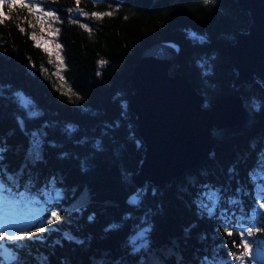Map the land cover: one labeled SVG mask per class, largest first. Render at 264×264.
Returning <instances> with one entry per match:
<instances>
[{
    "label": "trees",
    "instance_id": "1",
    "mask_svg": "<svg viewBox=\"0 0 264 264\" xmlns=\"http://www.w3.org/2000/svg\"><path fill=\"white\" fill-rule=\"evenodd\" d=\"M12 2L0 5V147L6 148L0 153L6 168L0 182L12 198L44 202L43 218L56 210L61 219L45 224L51 231L36 234L43 239L14 247L6 241L18 257L11 264H213L219 257L228 262L232 252L243 251L232 244H240V225L253 228L244 236L249 247L264 248L259 81L237 88L254 112L243 133L218 140L208 158L164 187L149 183L137 207L126 203L133 186L122 180L138 170L144 153L129 106L141 51L158 40L177 41L180 50L169 71L182 72L209 105L233 91L235 70L226 45L247 29L248 12L235 0H36L42 12L24 7L28 0L9 7ZM46 11L59 20L44 16ZM49 24L54 33L60 30L54 35L57 56L40 42L37 47ZM33 32L37 40L30 38ZM69 126L74 131H66ZM33 133L41 134V158L34 162L28 155ZM54 190L61 193L56 201L49 199ZM212 194L219 197L213 215L202 213L200 201ZM225 218L232 237L221 226ZM142 228L150 229L148 247L133 253L127 241ZM29 229L34 230H22Z\"/></svg>",
    "mask_w": 264,
    "mask_h": 264
},
{
    "label": "water",
    "instance_id": "2",
    "mask_svg": "<svg viewBox=\"0 0 264 264\" xmlns=\"http://www.w3.org/2000/svg\"><path fill=\"white\" fill-rule=\"evenodd\" d=\"M249 13L247 29L226 45L235 76L233 91L204 105L205 95L180 71L170 73L180 44L171 39L146 46L132 74L129 106L137 121L144 153L135 172L122 180L143 196L150 184L164 187L208 158L218 140L243 133L254 121L253 109L237 92L242 84L264 85V0H235ZM141 199V198H140Z\"/></svg>",
    "mask_w": 264,
    "mask_h": 264
},
{
    "label": "snow or ice",
    "instance_id": "3",
    "mask_svg": "<svg viewBox=\"0 0 264 264\" xmlns=\"http://www.w3.org/2000/svg\"><path fill=\"white\" fill-rule=\"evenodd\" d=\"M4 0H0V5H3ZM77 3H79V0H77ZM14 6V0L12 3L9 4V7ZM24 7L29 8L31 11L32 8H36L37 12H42L43 10L39 8L38 4L36 3V0H28L27 3L23 4ZM75 11L80 12L82 15H87V13H83V11L79 8L75 9ZM112 13H103V14H98V13H92V16H102V15H111ZM43 15L46 17H51L53 22H56L59 20V18L55 15L54 12L52 11H46L43 12ZM0 23H3V19H0ZM73 23H78L77 20H73ZM30 27H34V25H31L29 23ZM19 27L20 32H24L25 29L23 27ZM51 28V24L48 26ZM81 27L87 29L89 32H91V29L88 28L87 25L82 24ZM45 29H41V31H44ZM59 29L57 28L55 30V33L49 32V35H55L56 33H59ZM30 38L33 40H37L35 32L30 34ZM39 41H37V47H39ZM60 45H57V48H59ZM45 51H48V49H45ZM60 62L63 63L62 58H59ZM101 63H104L103 61ZM63 79V77H61ZM69 91H71L69 89ZM31 116L35 115V112L30 113ZM20 126L23 128V121H20ZM69 133L74 131L72 126H69L67 130ZM40 144H41V134L40 133H33L32 134V139H31V148L29 149V158L31 160L36 161L39 160L40 157ZM6 151V148L0 147V153H3ZM3 156H0V160H3ZM0 172H6V168L3 166H0ZM256 177L253 175V179ZM9 179H14V176H10ZM8 192V196H4V192ZM55 195L50 196L49 199L52 201H56L61 198V193L58 190H54ZM142 193L137 192L133 194L132 196L129 197V203L132 205H138L140 203V198H141ZM0 199H14L11 197V190L6 189L5 185L3 182H0ZM218 194H212L209 197H205V199H202L198 205L199 210L203 213L206 212L209 215H213L214 210L217 206L218 202ZM206 201V202H205ZM47 203V201H46ZM230 203H237L235 200L230 201ZM258 209H264V188H261L259 193H258ZM74 210H79V209H74ZM61 219V215L59 212L56 210H51L50 216L43 218L41 220V224L36 225L34 230L29 229L27 231L22 230L21 225L29 223L30 221L27 220H22L18 216H8L5 218L3 222V230H0V264H6L7 261H18V257L16 256L15 252L9 251L8 247H6V241H12L14 244L12 245L13 247L15 246V242L17 241H25V240H33V239H43L41 236H37V233H43L45 231H51V229H47L44 225H51L54 224L56 221H59ZM93 217H89V220H92ZM222 228L224 232L226 233L227 236L232 237L233 236V226L230 225L229 221L225 218L224 222L222 223ZM110 227H115V226H110ZM13 229H15V233H13ZM150 229L149 228H142L139 230L136 234L132 235L129 237L127 243L131 247V251L133 253L140 252L142 249H146L149 244L148 240V233ZM253 231V228L251 226L249 227H244L243 225H240V230L238 231V235L240 236V244L236 245L235 240H232V244L235 245L236 247L243 248V251L237 255L236 252H232L231 256L232 259L235 261H239L240 264H243V260L245 257H248L251 255L250 248L248 242L244 239L245 235H251ZM67 239H73V237L70 234H65Z\"/></svg>",
    "mask_w": 264,
    "mask_h": 264
},
{
    "label": "rangeland",
    "instance_id": "4",
    "mask_svg": "<svg viewBox=\"0 0 264 264\" xmlns=\"http://www.w3.org/2000/svg\"><path fill=\"white\" fill-rule=\"evenodd\" d=\"M43 29L45 30L42 31L41 36L38 38L39 42L52 50L54 55L57 56L58 48L57 43L54 40V35H49V32L54 33L53 29L48 28V26ZM4 196L7 197L5 193ZM41 213L42 206L34 203L32 199H25L22 201L15 199H0V230H3V222L8 216H18L22 220L30 221L29 223L21 225V227H35L36 225L41 224V220L43 219L40 217ZM35 218L39 219L38 221L40 222H36V220H34ZM250 252L251 255L244 258L243 264H264V248H250ZM214 264H240V262L233 260L231 257L228 262H223L222 259L219 258Z\"/></svg>",
    "mask_w": 264,
    "mask_h": 264
}]
</instances>
